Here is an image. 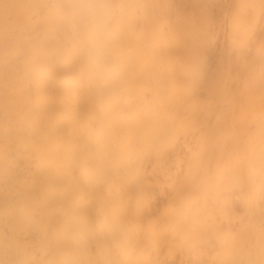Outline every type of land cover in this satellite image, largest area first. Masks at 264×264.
Returning <instances> with one entry per match:
<instances>
[{
	"label": "bare ground",
	"instance_id": "1",
	"mask_svg": "<svg viewBox=\"0 0 264 264\" xmlns=\"http://www.w3.org/2000/svg\"><path fill=\"white\" fill-rule=\"evenodd\" d=\"M61 2L0 0V264H264V127L209 126L234 110L207 75V0H113L103 82ZM261 2L236 1L232 45Z\"/></svg>",
	"mask_w": 264,
	"mask_h": 264
},
{
	"label": "rangeland",
	"instance_id": "2",
	"mask_svg": "<svg viewBox=\"0 0 264 264\" xmlns=\"http://www.w3.org/2000/svg\"><path fill=\"white\" fill-rule=\"evenodd\" d=\"M231 1L207 0L210 10L211 25L209 27L214 28L213 33L211 32L213 42L209 46V73L207 75L211 81L210 87H220V78L225 75L228 76L229 89L227 94L224 93V97L228 101L226 106L234 110V119L230 121L222 117L223 112L218 107L216 114L211 119L209 118L208 123L211 128L218 129L221 132L231 122L230 129L234 131L237 126L244 128V131L242 130L243 139H255L257 138V133L264 127V105L260 107L255 101L257 98L253 96V92L251 95V92L245 88L252 84L250 89H253V74L255 75L259 72L258 69L264 60V1L262 0L263 3L261 2L262 5L259 12H257V8L253 10L250 7L244 14L248 32L247 35L244 34L242 36L241 42L237 47L232 45L227 37L231 27V18L236 11L237 0ZM207 80L205 79V81ZM254 84L256 90L254 93L258 94L264 91V86L261 82L256 80ZM223 86L225 88V85ZM214 99L216 100V96ZM255 111H259V113L256 114ZM245 112L246 114L242 115ZM240 118L243 121L247 119L246 127L242 124L246 122H239ZM235 138L233 136L232 140L236 141L237 139ZM230 145H233V143ZM225 154L224 152L223 159Z\"/></svg>",
	"mask_w": 264,
	"mask_h": 264
},
{
	"label": "clouds",
	"instance_id": "3",
	"mask_svg": "<svg viewBox=\"0 0 264 264\" xmlns=\"http://www.w3.org/2000/svg\"><path fill=\"white\" fill-rule=\"evenodd\" d=\"M113 14V0H62L56 10L57 22L72 54L100 82L117 71L113 56Z\"/></svg>",
	"mask_w": 264,
	"mask_h": 264
}]
</instances>
